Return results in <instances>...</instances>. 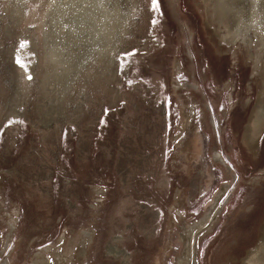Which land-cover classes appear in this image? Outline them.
<instances>
[{"label":"rangeland","instance_id":"374dc122","mask_svg":"<svg viewBox=\"0 0 264 264\" xmlns=\"http://www.w3.org/2000/svg\"><path fill=\"white\" fill-rule=\"evenodd\" d=\"M53 2L0 0V264H176L182 233L213 209L196 264H264V47L255 66L252 27L232 30L214 0H123L114 61L101 75L100 52L84 57L46 126Z\"/></svg>","mask_w":264,"mask_h":264},{"label":"bare ground","instance_id":"6f19581e","mask_svg":"<svg viewBox=\"0 0 264 264\" xmlns=\"http://www.w3.org/2000/svg\"><path fill=\"white\" fill-rule=\"evenodd\" d=\"M248 1L251 5L248 18H244L245 0H228L224 12L234 9L239 13V16L233 21L234 27L232 30L239 26L238 20L240 18L245 23L244 27H252L256 37L257 53L264 47V3L258 6V0ZM53 3L51 12L49 11L46 18L47 23L49 20L50 29L44 33L45 50L42 60V69L45 76L43 86L46 91V99L43 103L44 110H41L39 115L42 124L46 126L56 120L54 114L60 116L61 109L57 107V103H62L63 95L70 87L73 78L77 76L79 67L84 65V57H87L88 54L96 55L100 52L94 58V60H97L95 66H101V75L107 72L106 67L114 61L109 50L113 42L114 34H112V31L115 30V36L118 38L119 34L116 28L122 24V20L128 12V5L125 4L124 6L123 0H102L101 3L98 0H54ZM116 8H118V14L114 17ZM114 18L117 26L113 28L114 24L112 25L111 20ZM10 24L11 21L8 20V31L11 27ZM46 25V21H44L43 32ZM72 40L76 43L75 45H73L74 43L68 44ZM81 67L83 68V66ZM98 72L99 68L95 67L89 79L99 76ZM45 104H50V107ZM209 216L210 214L198 220L188 231L185 230L182 233L180 238L185 247L176 264H196L197 238L211 223ZM256 250L252 251L251 254ZM108 251L115 255L119 253L116 248ZM109 254L111 255V253Z\"/></svg>","mask_w":264,"mask_h":264},{"label":"flooded vegetation","instance_id":"af4514ba","mask_svg":"<svg viewBox=\"0 0 264 264\" xmlns=\"http://www.w3.org/2000/svg\"><path fill=\"white\" fill-rule=\"evenodd\" d=\"M227 1L228 0H214V4H215V8H216V11L217 12H219V17H220V19L222 18L221 16H222V14H221V11H220V7L224 4V5H226V3H227ZM239 12H240V9H239ZM226 13H228V18H230V20L231 21H235L236 20V18L239 16V13L237 12V11H235L234 9H231V10H229V11H227ZM256 48V47H255ZM260 52H257L256 53V55H255V58H254V60H255V66H257L258 65V63H259V60H260ZM255 106H256V104H255ZM255 108V107H254ZM261 109V108H260ZM262 113H263V115H261L262 117L264 116V110L262 109ZM260 116V117H261ZM256 117H258V119H259V116H255V118ZM257 119V118H256ZM255 120V123H256V125L254 126V127H256V131H258V132H256L255 134H258L254 139L255 140H258L259 139V137H260V135L261 134H263L264 133V127H262L263 129H261V127L260 128H258L260 125H259V120ZM264 124V123H263ZM259 129V130H258ZM261 129V130H260ZM245 130H246V126H245V129H244V133H245ZM244 133H243V135H244ZM255 140H254V143H255ZM254 143H253V146H252V149L254 148ZM261 172V171H260ZM219 197V196H218ZM216 201H218V198L216 199ZM208 214H210V216H209V220L211 221V218L213 217V216H216L217 215V212H215V210L213 209V210H210V211H208V213L206 214V215H204L202 218H204V217H206ZM201 218V219H202ZM200 219V220H201ZM264 246V242H262L259 246ZM259 246L256 248V249H258L259 248ZM263 252H264V247H263ZM196 252H197V247H196V251H195V255H196ZM251 254V253H250ZM250 254L248 255V256H250Z\"/></svg>","mask_w":264,"mask_h":264},{"label":"snow or ice","instance_id":"6c2138e0","mask_svg":"<svg viewBox=\"0 0 264 264\" xmlns=\"http://www.w3.org/2000/svg\"><path fill=\"white\" fill-rule=\"evenodd\" d=\"M152 4H153V9L156 10L157 5H158V0H152ZM154 23H155V21H154ZM29 79H31V77H29Z\"/></svg>","mask_w":264,"mask_h":264},{"label":"crops","instance_id":"0c3cea01","mask_svg":"<svg viewBox=\"0 0 264 264\" xmlns=\"http://www.w3.org/2000/svg\"><path fill=\"white\" fill-rule=\"evenodd\" d=\"M262 229H264L263 226H262ZM262 229H261V230H262ZM260 233H261V231H260ZM260 233H259V235H258V237H257V241H256V243L254 244V247H255V245L258 243V239H259ZM254 247H253V249H254ZM253 249H252V250H253ZM252 250H250V251H248V252H251ZM248 252H247V254H248Z\"/></svg>","mask_w":264,"mask_h":264}]
</instances>
